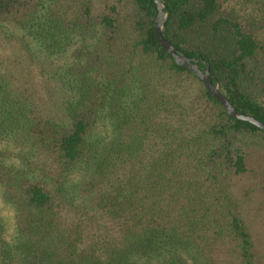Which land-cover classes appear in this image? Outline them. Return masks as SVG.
Segmentation results:
<instances>
[{
    "label": "trees",
    "instance_id": "obj_1",
    "mask_svg": "<svg viewBox=\"0 0 264 264\" xmlns=\"http://www.w3.org/2000/svg\"><path fill=\"white\" fill-rule=\"evenodd\" d=\"M161 1L164 38L264 122V0ZM157 18L154 0H0L56 99L0 72V264H260L244 206L264 210V131L175 62Z\"/></svg>",
    "mask_w": 264,
    "mask_h": 264
},
{
    "label": "rangeland",
    "instance_id": "obj_2",
    "mask_svg": "<svg viewBox=\"0 0 264 264\" xmlns=\"http://www.w3.org/2000/svg\"><path fill=\"white\" fill-rule=\"evenodd\" d=\"M12 33L19 35L21 31L18 32L10 29L7 33L4 31L0 32V72L13 76L17 86L29 87L41 91L39 92L42 96L40 103L45 104L47 98L51 105L55 104L56 99H51L49 96H46V89L55 87V82H48V79L53 74L50 73V69L46 67L45 63H47V61L45 62L44 59H39L34 62L31 61V59L27 56L26 51H22L23 48L21 50V46L18 44L17 40H15V37H12ZM44 109L47 110L48 108ZM54 109L56 110L57 107H54ZM102 130L103 134H107L106 130ZM100 131L101 130L98 132ZM83 174L84 171L80 168L68 175L66 190L70 200H81V198H78L77 196L78 194L75 191V186L82 181ZM253 183L254 179H251L250 176H246L236 182L234 185L235 191L241 195L243 190ZM0 212L4 215L11 214V210L3 202L1 188ZM244 213L255 236L257 249L261 256L260 264H264V210L259 207L258 197H253L246 203L244 206Z\"/></svg>",
    "mask_w": 264,
    "mask_h": 264
},
{
    "label": "water",
    "instance_id": "obj_3",
    "mask_svg": "<svg viewBox=\"0 0 264 264\" xmlns=\"http://www.w3.org/2000/svg\"><path fill=\"white\" fill-rule=\"evenodd\" d=\"M154 1L158 8V18L155 23V33L160 46L174 58L175 62L179 66H182L193 72L195 76L205 84L210 94L224 106L227 113L231 117L240 121L249 122L264 131V122L253 116L242 114L241 112L237 111L236 108L230 103L228 98L222 93L220 83L218 81H213L215 77L211 73L210 65L208 63H205L206 66L204 69H202L199 65V61L192 60L186 55L180 53L170 42L164 38L163 31L168 20L169 12L161 0Z\"/></svg>",
    "mask_w": 264,
    "mask_h": 264
}]
</instances>
